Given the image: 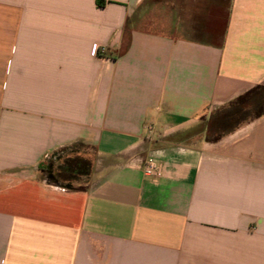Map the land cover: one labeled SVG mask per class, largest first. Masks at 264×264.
I'll use <instances>...</instances> for the list:
<instances>
[{"label":"crops","instance_id":"0c3cea01","mask_svg":"<svg viewBox=\"0 0 264 264\" xmlns=\"http://www.w3.org/2000/svg\"><path fill=\"white\" fill-rule=\"evenodd\" d=\"M262 87L264 0H0V264H264Z\"/></svg>","mask_w":264,"mask_h":264},{"label":"trees","instance_id":"16d2710c","mask_svg":"<svg viewBox=\"0 0 264 264\" xmlns=\"http://www.w3.org/2000/svg\"><path fill=\"white\" fill-rule=\"evenodd\" d=\"M260 90V92H258ZM258 95H251L249 100L242 99L240 105L223 113L221 116L217 117L212 125L210 126L211 130H217L225 126L226 124L230 123L231 121L236 120L239 117H242L243 113L246 112L250 106V108H258L264 105V87L258 89ZM89 171L88 164L86 162L81 161H71L65 162V165L60 167L58 170V174L63 175H70L73 177L74 174L81 173L87 175ZM51 179L53 178L54 174L52 172L49 175ZM48 176V177H49ZM67 180V179H66ZM50 181V179H49ZM52 182V181H50ZM71 185H66V187L70 188Z\"/></svg>","mask_w":264,"mask_h":264},{"label":"rangeland","instance_id":"374dc122","mask_svg":"<svg viewBox=\"0 0 264 264\" xmlns=\"http://www.w3.org/2000/svg\"><path fill=\"white\" fill-rule=\"evenodd\" d=\"M59 162H52V164H54V167H53V170L51 171L52 174H54L53 178L51 179V177L49 176L48 178L50 179V181L56 183V184H59V185H63V186H66V185H71V186H79L80 184H83L84 183V179L82 178H76V176L72 177L70 175H63L61 174H58V170H57V165H58ZM49 171V174L50 175V172ZM66 179H70V181H67Z\"/></svg>","mask_w":264,"mask_h":264},{"label":"built area","instance_id":"2783aa9c","mask_svg":"<svg viewBox=\"0 0 264 264\" xmlns=\"http://www.w3.org/2000/svg\"><path fill=\"white\" fill-rule=\"evenodd\" d=\"M144 173L147 177H150L152 179H159L162 176V169L158 161L150 157L145 162Z\"/></svg>","mask_w":264,"mask_h":264}]
</instances>
